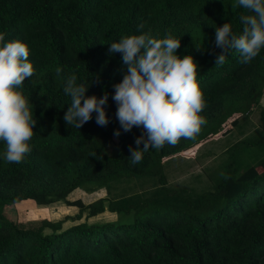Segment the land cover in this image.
<instances>
[{
    "label": "trees",
    "instance_id": "16d2710c",
    "mask_svg": "<svg viewBox=\"0 0 264 264\" xmlns=\"http://www.w3.org/2000/svg\"><path fill=\"white\" fill-rule=\"evenodd\" d=\"M250 14L237 0H0L5 42L18 40L30 49L35 73L17 90L37 121L31 152L21 163L4 159L0 141V264H264V109L262 130L253 128L227 149L235 156L218 163L206 188L172 185L164 171L166 162L189 157L243 120L250 125L248 116L264 96V48L249 64L232 50L223 65H215L222 52L215 28L229 23L239 36L240 17ZM140 23L153 38L180 39L176 55L197 62L207 106L195 139L150 149L133 165L129 146L137 147L142 130L124 132L116 108L109 109L113 85L126 73L122 54H110L109 47L141 34ZM71 74L77 84L90 83L86 96L108 93L107 126L97 125L95 113L80 129L66 125L71 100L63 84ZM95 186L107 192L100 212L106 209L114 219L50 228L39 218L38 228L30 229L6 211L25 203L29 211L63 204L95 216L100 212L90 204L68 200L75 190Z\"/></svg>",
    "mask_w": 264,
    "mask_h": 264
},
{
    "label": "clouds",
    "instance_id": "9594fccd",
    "mask_svg": "<svg viewBox=\"0 0 264 264\" xmlns=\"http://www.w3.org/2000/svg\"><path fill=\"white\" fill-rule=\"evenodd\" d=\"M237 4L251 14L240 17L244 27L239 36L229 23L215 28V46L222 50L215 65H223L232 50L240 54L242 64H249L264 48V0H237ZM144 28L145 23L138 24L141 34L122 37L109 47L110 54H122L126 66L122 81L113 85L116 119L124 132L133 127L142 130L135 139L137 147L129 146L133 165L142 163L150 149L160 151L166 144L175 147L181 139H195L206 123L200 115L207 105L197 80V62L191 55H176L180 39L171 34L163 39L153 38ZM6 35L0 33V141L6 145L4 159L21 163L31 152L29 142L35 135L37 121L29 100L17 89L34 75L35 69L29 61L28 46L18 40L5 42ZM61 73L62 68L58 67L57 76ZM90 86L77 84L75 74L64 78L63 92L71 100L63 116L66 125L80 129L93 113L97 125L109 124L105 111L108 93L101 98L86 96ZM120 134L114 132L115 137Z\"/></svg>",
    "mask_w": 264,
    "mask_h": 264
},
{
    "label": "rangeland",
    "instance_id": "374dc122",
    "mask_svg": "<svg viewBox=\"0 0 264 264\" xmlns=\"http://www.w3.org/2000/svg\"><path fill=\"white\" fill-rule=\"evenodd\" d=\"M259 103L248 116L250 125L243 124V121L227 136L211 138L212 141L199 145L193 154L187 153L190 155L189 157L178 156L175 160L166 162L164 171L168 182L181 188L189 187L196 188L197 190L206 188L210 182L209 175L214 173L216 176L218 173V163L222 159L225 160L226 157L231 159L232 155L235 156L236 152H230L227 149L234 146L236 142L244 141L251 134L253 128L257 127L258 130H262V126H260V112L264 106V96ZM116 107V104L112 103L109 109H115ZM254 149L253 147L252 150ZM244 153H247V151H244ZM258 171H261V169L258 168ZM98 187L100 186L89 188V190L77 189L69 195L68 200H81L85 205L90 204L91 211L94 213L96 211L100 212L103 210L102 202H105L103 199L106 197L107 192L105 188L97 189ZM29 206L28 203L14 205L11 209H6V211L8 216L13 218L18 226L30 229L38 228L36 220L39 218L47 219V222L51 225L49 226L50 228L60 227V225L62 228H66L82 221L94 222L114 219V214L108 212L106 209L95 216H91L88 213V208L82 213L76 207L65 206L63 204H56L51 207H36L34 205L35 209L31 211H29Z\"/></svg>",
    "mask_w": 264,
    "mask_h": 264
},
{
    "label": "crops",
    "instance_id": "0c3cea01",
    "mask_svg": "<svg viewBox=\"0 0 264 264\" xmlns=\"http://www.w3.org/2000/svg\"><path fill=\"white\" fill-rule=\"evenodd\" d=\"M260 104V103H259ZM262 104V103H261ZM261 106H263V105H261ZM263 109H264V106L262 107ZM243 121H245V120H243ZM239 126V124L237 125V127ZM236 128V127H235Z\"/></svg>",
    "mask_w": 264,
    "mask_h": 264
}]
</instances>
